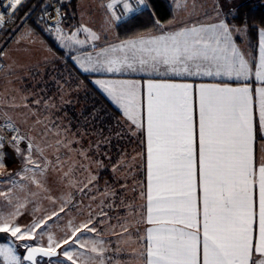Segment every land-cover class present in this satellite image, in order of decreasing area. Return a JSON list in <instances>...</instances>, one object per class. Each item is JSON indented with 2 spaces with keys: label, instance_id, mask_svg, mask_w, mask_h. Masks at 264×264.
I'll return each mask as SVG.
<instances>
[{
  "label": "snow or ice",
  "instance_id": "1",
  "mask_svg": "<svg viewBox=\"0 0 264 264\" xmlns=\"http://www.w3.org/2000/svg\"><path fill=\"white\" fill-rule=\"evenodd\" d=\"M122 2L123 14L112 13L116 21L148 8L147 0ZM10 3L8 0L3 4L5 11L0 12V25L5 15L12 16L17 11ZM16 4L22 6V0H16ZM107 7L113 9L114 5L110 3ZM177 7L188 11L186 0L183 4L177 0ZM195 8L193 3L192 13ZM156 23L160 25L159 20ZM81 30L89 33L91 39H99L90 29L82 27L77 31ZM243 31L223 18L213 23L185 24L173 31L102 49L103 59L88 56L77 63L84 72L171 73L177 77L225 76L247 81L253 74V66L233 38ZM55 33L62 47L71 46L64 43L65 39L85 43L76 33L65 38L59 25ZM254 68L256 80L264 83V27L259 29V62ZM95 83L122 109L123 116L135 129L133 134L138 131L145 137L149 225L141 238L146 241L141 253L145 264H264V159L257 165L255 154L257 135L264 146V87L255 89L259 104L257 125L253 91L247 83L233 87L226 83L193 85L149 79L146 103L141 99L139 81ZM4 127L16 133L7 143L25 161L24 169L17 175L23 179L24 173L33 172L32 183L42 187L35 172L39 170L43 175L45 169L32 159L31 139L19 134L10 117ZM25 139H28L27 154L19 147ZM61 143L57 141L58 145ZM4 148L5 140L0 136V168L6 167ZM9 182L13 187H24L16 180ZM0 196L11 203L7 193L0 192ZM24 207L25 204L18 203L15 211L0 212V233L10 236L7 243H0L4 264L24 261L37 264V255L48 257L49 264H60V255L65 262L77 264L73 259L74 245L85 247L88 243L92 252L102 251L97 248L102 240L81 241L86 231H97L91 218L72 227L62 241L49 235L46 247L29 245L27 241L35 240L36 230L53 216L59 217L65 208L54 210L45 220L21 225L18 218ZM15 241L23 242L27 252L23 258L13 246ZM57 249L62 251L58 253Z\"/></svg>",
  "mask_w": 264,
  "mask_h": 264
},
{
  "label": "trees",
  "instance_id": "2",
  "mask_svg": "<svg viewBox=\"0 0 264 264\" xmlns=\"http://www.w3.org/2000/svg\"><path fill=\"white\" fill-rule=\"evenodd\" d=\"M69 3L73 5L71 13L68 4L62 2L64 14L77 20L76 2L70 0ZM147 4L146 10L117 23L116 32L120 39L153 31L174 19L175 11L169 0H147ZM157 20L160 25H157ZM229 21L264 27V3L241 5ZM39 22L34 18L30 24L50 49L22 51L23 70L19 76L9 73L14 77L8 75L11 79L5 85V95L13 99L9 112L20 130L33 145L43 148L45 155H51L53 168L46 177L50 190L57 195L62 187V190L65 188L73 194V200H81L80 184H74L76 181L71 179H79L74 174L78 168L79 172L83 170L82 173H86L84 179H88L90 167L95 175L92 185L96 189L88 196L81 192L86 204H91L94 196L95 204L102 201L118 205L127 191L133 188V181L140 182L143 193L146 185L143 137L127 131L119 110L93 85L91 76L82 73L70 56L57 46L53 32L46 31ZM16 57L19 59V53ZM12 59H5V64ZM58 140L63 143L58 145ZM57 157L64 162L63 165L57 163ZM65 161L72 165L67 166ZM73 163H76L75 167ZM63 173H68L65 176L66 182H71L68 188V182L65 187L61 186L63 181L57 180L64 176ZM106 187H115L114 202L111 196L107 197ZM86 208L88 211V206ZM87 211L83 212L86 214ZM5 237L6 234L0 233V240Z\"/></svg>",
  "mask_w": 264,
  "mask_h": 264
},
{
  "label": "rangeland",
  "instance_id": "3",
  "mask_svg": "<svg viewBox=\"0 0 264 264\" xmlns=\"http://www.w3.org/2000/svg\"><path fill=\"white\" fill-rule=\"evenodd\" d=\"M173 6L176 8V14H217V9L219 8L220 14H235L236 10L243 4H259L264 3V0H186L188 5V11H185L182 7H177V0H169ZM62 2L68 4V10L71 13L72 12V4H70V0H62ZM76 7L79 14H87L82 16L80 19L82 21H90L88 14H92L91 16H94L95 14H105V7H104V0H75ZM119 2L118 5L119 8L121 7L122 10H118L116 8L109 9V13L115 11V14H123V2L122 0H112L111 2L113 5L115 3ZM130 2L134 3L135 0H130ZM185 0H180V3L183 4ZM195 4V12L192 13V5ZM235 9V11H233ZM111 11V12H110ZM204 16V15H203ZM92 18V17H91ZM95 19L92 18V21ZM79 20H73L71 16H68L65 22L59 27L62 29V31H67L68 28L71 25L78 24ZM40 25L41 22H39ZM25 26L22 28V30L19 32L18 36L16 37V42L21 43L18 49L25 50L26 46H24L22 43L26 44H38L42 45L44 44L43 40H41V37L36 34L34 31L31 30L32 26ZM95 26V24L93 23ZM64 26V27H62ZM110 29V28H109ZM24 30V31H23ZM85 37H87L88 33L84 32ZM25 48V49H24ZM16 49V50H18ZM10 52H7L5 59H9ZM15 53V52H14ZM7 65V61H6ZM7 67L5 66V70L0 74H6L7 75ZM9 73V72H8ZM6 77V76H5ZM8 78V77H7ZM1 82V81H0ZM1 85V83H0ZM6 92L0 91V117L2 118H11V120L16 124V122L13 120V115L10 110V106L12 105V98L10 97L6 98L5 95ZM36 122H40L39 119H35ZM18 126V125H17ZM19 127V126H18ZM127 131L129 133L133 134V131L127 127ZM23 133V132H22ZM23 135L27 136L25 133ZM136 135V134H135ZM134 135V136H135ZM28 137V136H27ZM29 138V137H28ZM22 152L27 154V146L19 145ZM5 149V148H4ZM37 149L42 150L41 148L37 147V145H33L32 150V159L36 161L40 168H44L45 171L43 175L40 174L39 170L35 172L36 179L41 182L42 187H37L35 184L32 183V176L33 172H27L24 173V178L21 179L20 175H17L18 173H21L22 170L25 167V161L23 156H17L15 152L12 149L13 154H9L7 152V156L5 158V165L6 167L0 168V192L7 193L9 197L11 198V203L7 199H5L3 196H0V212H3L5 214L15 211V205L18 203L25 204L24 208L20 209V212L22 215L18 218V223L21 225H27L30 224L33 221H41L45 220L49 215L52 214L54 210L59 211V208L61 206H64L65 211L59 213V217L53 216L51 220H48L46 225H42L41 228L36 230V236L34 241H27V243L31 246H44L46 247L48 245V237L49 235L53 236L55 240L62 241L65 237L66 233H70L72 227H77L80 224L86 222L91 218L92 222L95 224V227L97 229L96 232H85L84 235L81 237V241L83 242L85 239L88 241L92 240H102L103 243L101 245H97V248L100 247L103 252V249L106 251L108 247L110 246V242L113 239L112 236H116L118 238H134L136 235H139V222L142 220V206H143V195H142V186L140 185V182L133 181V188L128 190L127 193L123 196L120 203L118 205L116 204H108L107 202H99L94 203V199L91 200V204L84 203V194H81V192H85L88 196V194L96 189L94 185H92V181L94 179V173H91V168L89 167L88 171L90 174L88 175V179H84L86 176V173H82L83 170L79 172V168L77 171H74V174H77V177L79 179H71L75 180V183L80 184V189H83V191L78 190L80 193L81 200L75 199L73 200V194H71L69 198L70 191H67V189L62 187L59 190V193L55 195V193L50 190L48 186V180L46 177L48 176L49 170L53 167V162L51 161V155H45V151L42 150L38 151ZM8 150V149H7ZM65 160V158H64ZM68 164H67V163ZM61 165L64 164L62 160H59L57 162ZM67 166L72 165L71 162L65 161ZM74 167L76 166V163H73ZM29 168H32L33 165H28ZM87 166H85L86 169ZM75 170V169H74ZM67 171V170H66ZM58 178V182L63 181V185L65 186L68 182L67 188L70 186V183L68 180L66 182L65 174L63 173ZM71 178V177H70ZM16 180L20 184H22L24 187H13V185L9 182V180ZM91 180L89 183L88 181ZM57 182V184H58ZM48 183V184H47ZM66 187V186H65ZM117 187V186H116ZM113 188V190H112ZM106 187L105 193L107 197L111 196L112 201L114 202V188L115 187ZM11 190V191H10ZM32 193H35V195H32ZM78 200V201H77ZM55 201V202H53ZM74 202V203H73ZM93 203V204H92ZM103 203V205H101ZM88 206V211L87 207ZM98 208H100L98 210ZM98 210V211H96ZM87 213L85 214V212ZM71 222V225L69 224ZM127 229V231H125ZM6 234L5 239L0 240V243H7L10 239L9 234ZM108 237V238H107ZM110 237V241H109ZM119 240V239H118ZM109 241V242H108ZM127 240H122L121 248H116L115 251L116 254V262H121L124 260V254L126 253V257H130L131 252L126 249V246L124 243ZM133 241V240H132ZM134 242V241H133ZM132 242V243H133ZM130 241H128V245L132 244ZM23 242L15 241L14 247L16 248L17 254L23 258L24 253L26 249L22 246ZM65 248L67 246H64ZM91 243H88L84 250L88 251L90 254L91 252ZM62 251L61 249H57ZM73 250L76 252V255L78 252H81L83 250L80 245H74ZM128 252V254H127ZM76 255H74L73 259L76 260ZM91 255V254H90ZM118 256V257H117ZM55 259V258H53ZM91 259L88 260L90 262ZM60 264H71V262H65L62 255L59 257ZM77 261V260H76ZM49 264V259L46 258H39L38 264ZM0 264H4L3 257H0ZM23 264H31L28 261H24Z\"/></svg>",
  "mask_w": 264,
  "mask_h": 264
},
{
  "label": "crops",
  "instance_id": "4",
  "mask_svg": "<svg viewBox=\"0 0 264 264\" xmlns=\"http://www.w3.org/2000/svg\"><path fill=\"white\" fill-rule=\"evenodd\" d=\"M112 0H104V7H105V14H95L94 16H91L92 14H88L89 20L90 21H82L80 18L84 15L87 14H77L79 20L78 24L71 25L67 31L63 32V35L65 38L71 36L73 33L77 34V38L81 41H85L84 44H76L72 41H69L65 39L64 43H68L71 46L70 47H62L61 42L56 39V33L53 31L52 36L57 44V46L62 49L67 55L70 56V59L72 60L73 64L84 74L90 75L92 79L93 85L99 89L105 97L112 103V105L119 110V112L122 114V109H120L116 104L112 102V100L107 96V94L103 91V89L95 83L97 80H103V81H139L140 82V93H141V99L146 103V81L149 79H154V80H168L170 82H177V83H192L193 85H199L201 83L203 84H229L233 87L237 86H242L244 83H247L250 88L253 91V108H254V116L256 123L258 125V119H259V104H258V97L255 95V89L259 87H264V83H261L260 81H257L255 78V68L254 65L259 62V29L262 27H253L249 26L247 24H236L233 22H230L229 19L233 14H220L219 17L217 14H176V8L175 6L172 7L174 8L175 15L174 19L168 23L162 24L160 27L157 29L143 33L141 35H137L134 37L126 38V39H120L117 36L116 32V25L117 23L125 20L122 19L120 21H116L112 18V14L109 13L107 3L111 2ZM170 2V1H169ZM171 3V2H170ZM133 14H130L131 16ZM204 15V16H203ZM128 16V17H129ZM68 15L64 14L63 17V24L65 20L67 19ZM95 17V19L92 21V18ZM219 18H223L226 20L227 23H229L231 26H234L235 28H241L244 29L243 32L234 34V40H236L238 46L241 48L242 51L245 52L246 58L249 60L250 64L253 66V74L249 77L247 81H237L236 79H228L225 76H200V77H177L172 75L171 73L167 75H160L156 73H146V72H130V71H122V72H107V71H95V72H84L83 69L80 68L79 64L77 63V60H85L88 56H91L94 60L96 59H103L104 56L101 52L102 49H107L111 48L114 45H119L123 41L127 40H132V39H138L140 37H150L153 35H159L162 32H169L178 29L179 27L187 24V25H192V24H200V23H213V22H218ZM95 24V26L93 25ZM60 24V25H61ZM30 26V25H27ZM26 26V27H27ZM25 27V28H26ZM64 27V26H62ZM82 27H86L91 30V32H94L97 36H99V39L93 40L90 38V35L88 33L87 37H85V34L81 31H77L78 29H81ZM110 28V29H109ZM32 31H34L36 34H38L41 37V40H43L44 44L38 45V44H24L26 46L23 49H18L19 45L21 43H17L16 40L13 42V44L9 47V50L11 49L10 52V57H12V61L10 63H7V75L3 74L0 76V91H6V83L10 81V77L7 80L8 75H17L19 76L21 74V71L23 70V64L20 59L22 56V51L24 52H32L34 50H39V49H44V50H49L48 43L43 39V37L37 33L36 30L31 28ZM24 31V30H23ZM18 49V50H16ZM15 52V53H14ZM17 53H19V59L16 57ZM119 55V53H117ZM14 55L15 57H13ZM10 57L8 61H10ZM72 57H76V59H73ZM163 72V69H161ZM11 74H9V73ZM11 75V76H12ZM6 76V77H5ZM14 76H12L13 78ZM123 116V114H122ZM123 120L126 123L125 125L127 127L132 128L131 131H135L133 126H130V122L126 120V118L123 116ZM140 132H136L135 136H138ZM141 135V134H140ZM142 136V135H141ZM144 139L145 143V161H146V142H145V137L142 136ZM255 154H256V161L257 165L259 164L261 159H264V146H262V141L260 139V136L257 135V139L255 141ZM144 178L146 179V185L145 189L143 191V206H142V220L139 222V235H136L134 238H118L114 235L112 236L113 239L111 240L109 237V243L110 246L106 251L103 249V252L101 253L100 251L98 252H90L84 250V247H81L83 250L81 252H78L76 255V260L77 264H145V256H142L141 253L144 252V244L146 241L141 239L145 234H146V228L149 227L146 221V214H147V209H146V192H147V164L145 165V172H144ZM257 199H258V185H257ZM108 238V237H107ZM122 240H127L125 241L126 243V249L131 252L130 258L129 256L126 257V253L124 254V260L119 262H116V254L115 251L116 248H121V241ZM134 242H133V241ZM108 241V242H109ZM128 241H130V245H128ZM112 250L111 251L109 250ZM100 249V247L98 248ZM102 250V249H101ZM81 253L83 255H81ZM128 254V252H127ZM118 257V256H117ZM90 262H88V260Z\"/></svg>",
  "mask_w": 264,
  "mask_h": 264
},
{
  "label": "built area",
  "instance_id": "5",
  "mask_svg": "<svg viewBox=\"0 0 264 264\" xmlns=\"http://www.w3.org/2000/svg\"><path fill=\"white\" fill-rule=\"evenodd\" d=\"M5 3H8V0H0V12L5 11L3 7ZM119 4V2L115 3L114 8L122 10L121 7L119 8L118 6ZM10 7L17 9V11L15 15H5L4 23L0 25V74L4 71L6 66L5 57L8 49L16 40V37L23 27L29 25L32 19L37 18L46 31L53 32L56 26L63 22L64 17L62 0H22V6L17 5L16 0H11ZM112 13L113 12H111V14ZM48 29H51V31ZM7 119L8 118L0 117V136H3L5 140L4 151L13 154L12 148L9 147L7 141L11 140L12 136L16 135V133L4 127ZM15 126L19 130V134L25 136L17 124H15ZM21 145L28 146V139L21 141L20 146Z\"/></svg>",
  "mask_w": 264,
  "mask_h": 264
},
{
  "label": "water",
  "instance_id": "6",
  "mask_svg": "<svg viewBox=\"0 0 264 264\" xmlns=\"http://www.w3.org/2000/svg\"><path fill=\"white\" fill-rule=\"evenodd\" d=\"M33 247H38V246H33ZM58 251V253L60 252V250H57ZM27 254V252L25 251V253H24V256ZM39 258H46V259H49L48 257H44V256H42V255H37L36 256V261H37V264H38V259ZM31 263V262H30Z\"/></svg>",
  "mask_w": 264,
  "mask_h": 264
},
{
  "label": "bare ground",
  "instance_id": "7",
  "mask_svg": "<svg viewBox=\"0 0 264 264\" xmlns=\"http://www.w3.org/2000/svg\"><path fill=\"white\" fill-rule=\"evenodd\" d=\"M42 24V23H41ZM43 26V25H42ZM44 28V27H43Z\"/></svg>",
  "mask_w": 264,
  "mask_h": 264
}]
</instances>
